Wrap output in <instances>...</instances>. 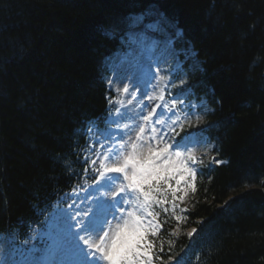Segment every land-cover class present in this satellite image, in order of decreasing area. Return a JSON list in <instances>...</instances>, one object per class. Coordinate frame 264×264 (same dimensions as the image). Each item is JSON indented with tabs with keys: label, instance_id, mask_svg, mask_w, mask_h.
<instances>
[{
	"label": "trees",
	"instance_id": "1",
	"mask_svg": "<svg viewBox=\"0 0 264 264\" xmlns=\"http://www.w3.org/2000/svg\"><path fill=\"white\" fill-rule=\"evenodd\" d=\"M133 15L182 29L178 46L201 61L190 85L215 106L227 163L206 165L189 198L190 251L199 264H264V0H0V230L36 221L78 177L85 122L106 108L104 61Z\"/></svg>",
	"mask_w": 264,
	"mask_h": 264
},
{
	"label": "snow or ice",
	"instance_id": "2",
	"mask_svg": "<svg viewBox=\"0 0 264 264\" xmlns=\"http://www.w3.org/2000/svg\"><path fill=\"white\" fill-rule=\"evenodd\" d=\"M136 23H142V18H137ZM146 27L158 30L156 24H147ZM123 90L128 91L127 87ZM159 99L163 100V96ZM175 108L176 102L173 101L172 108L168 111L176 115L173 111ZM153 112L143 119L163 126L165 121L160 117L164 112L157 113L155 119ZM168 119L171 120V116ZM178 121L179 116L173 124ZM171 130L175 131L174 128ZM145 132L146 128L142 125L139 126L135 139L129 137L124 140L122 136L118 144L107 149L99 162L100 168L97 171L103 183L98 184L94 191H99L100 188L113 190L121 177L108 174H122L123 181L118 190L112 191L113 197L123 194L119 200L101 197L76 213L81 218L75 224L68 222L72 219L69 216L63 226L53 225L46 237H42L43 248L16 247L14 241L9 240L13 245L9 253L13 257L11 264H153L156 258L153 255L154 244L148 237H156L162 227L157 222L159 213L153 211V208L156 205H167L169 192L175 208V201L184 199L178 193H186L187 187L195 191L192 183L195 171L189 164L198 161L191 152L170 151L173 147L187 149V145L179 142L174 146L164 142L163 147H160L166 135L162 129L152 127L148 136ZM152 141L156 143L153 144ZM91 163L95 165L97 161ZM173 180L174 187L170 183ZM182 181L184 187L181 186ZM123 205L128 207H120L121 214L117 216V207ZM163 211L167 213L168 208L163 207ZM109 216L112 217L111 221ZM73 228L78 230L73 231ZM195 232L196 229H192L188 235ZM160 250L163 251V248ZM17 256L18 260L15 259ZM0 264L7 262L0 260ZM176 264L180 262L176 261Z\"/></svg>",
	"mask_w": 264,
	"mask_h": 264
},
{
	"label": "rangeland",
	"instance_id": "3",
	"mask_svg": "<svg viewBox=\"0 0 264 264\" xmlns=\"http://www.w3.org/2000/svg\"><path fill=\"white\" fill-rule=\"evenodd\" d=\"M137 18H141V17H137V16H135L134 18H133V27L135 28L137 25L136 24H134V21H136L137 20ZM138 24V26H140V27H142V28H145L146 27V25L147 24H156V25H158V30H152V29H150V28H147V30H150V31H152L154 34H157L156 32H160V33H162L164 36H166V37H164V38H166L168 41H169V39L170 40H172V38H173V31L172 30H170L169 28H167V27H165V26H162V25H160V24H157L156 22L155 23H148V22H146L143 18H142V23H137ZM158 35V34H157ZM169 39H168V38ZM140 38L142 39V40H144L145 39V37L143 36V35H140ZM153 42H155L156 44H158V48H157V51H158V54H160V56L161 57H163V56H166L167 55V53H165L164 51H163V49H165V48H171V46L169 45V43L167 44V43H163V41L161 40V39H159V38H155V39H152V43ZM134 43H135V41H134ZM156 51V50H155ZM157 51H156V55H155V57L157 58L158 57V54H157ZM171 51V50H170ZM179 53V52H178ZM184 53H185V55L187 56V55H190L191 53L190 52H187V51H184ZM169 54H171V55H168V59H167V61L169 60V59H174V65L175 66H177V65H179V60L177 59V58H175V51H174V49L172 50V52H170ZM140 62H141V60H140ZM137 65H139L138 63L136 64V66ZM135 66V67H136ZM133 70H135V69H133ZM121 77H123V76H121ZM108 80H109V84L111 85V87H115L116 89H117V87L118 86H120V77H118L117 76V74H116V76H113V77H109L108 78ZM168 107V106H167ZM199 108H200V113H198L197 114V111L195 110V108L193 107L192 108V112H193V114H190V116H195V118L192 120L193 122L197 119V121L201 124L203 121H202V115L208 110V105L205 103V102H201L200 104H199ZM160 109H161V107H159V108H157V110H158V112L160 111ZM169 109V108H168ZM160 113V112H159ZM156 117V116H155ZM155 117H153V119H155ZM181 119H185V118H183V116L181 117ZM163 120H164V118H163ZM176 120H177V118H176ZM175 120V121H176ZM152 124V123H151ZM179 121L177 122V123H175V124H172V126L171 125H164L163 126V128H162V132L163 133H165L166 135L164 136V139H163V141L161 142V147H163V144H164V142H166V143H168V144H172L173 142L172 141H174V139H173V136H174V131H172L171 129L172 128H174L175 130H176V128L179 126ZM152 127H156V128H158V129H161L160 128V126H158V124H153V126ZM151 127V128H152ZM151 134V129L148 131V132H146V136H148V135H150ZM159 135V134H158ZM152 143L153 144H155L156 142L155 141H152ZM188 146L190 147L189 148V150L188 151H186V152H191L193 155H195V157H199L200 155H203V154H208V150H209V152H211V150H212V148H213V144L210 142V143H208L207 144V148L205 149H203V150H201L200 149V147L199 146H197V144L196 143H193V144H188ZM192 149H195V151H192ZM170 151H173L172 149H170ZM189 166L190 167H192L190 164H189ZM100 182H101V180H100ZM115 190H117V188H115V189H113L112 191H115ZM89 191V189H87L84 193H83V196H82V198H81V200L78 202V206L76 207V210H81V209H84V208H86L87 206H89V203H90V201L88 202L87 200H85V195H86V193ZM112 191L110 192V198L112 197Z\"/></svg>",
	"mask_w": 264,
	"mask_h": 264
},
{
	"label": "bare ground",
	"instance_id": "4",
	"mask_svg": "<svg viewBox=\"0 0 264 264\" xmlns=\"http://www.w3.org/2000/svg\"><path fill=\"white\" fill-rule=\"evenodd\" d=\"M134 24H136L137 26L135 27V29L133 31H147L146 28H142L139 27L138 24L136 23V21H134ZM102 34H106L107 37L111 38V36H114L116 29L114 26L111 27H107V26H99ZM155 48V47H154ZM154 48L153 49H148L150 50V55L146 58L147 61H151L154 59ZM130 51V49L124 45V44H119L116 43V45L112 48V50H110V52L115 53V52H128ZM157 59V58H156ZM129 62H131L130 60H128ZM149 85L148 83L143 82V84L141 85V87L139 88V94L141 95L146 89H148ZM129 106L134 110V111H141L142 110V106L140 105H134L132 102L129 103ZM164 117L166 116L165 114L163 115ZM161 147V145H159ZM108 188H104V190H107Z\"/></svg>",
	"mask_w": 264,
	"mask_h": 264
}]
</instances>
